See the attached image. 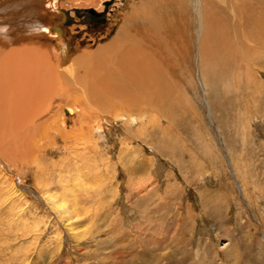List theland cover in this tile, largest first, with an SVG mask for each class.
<instances>
[{
  "label": "rangeland",
  "instance_id": "1",
  "mask_svg": "<svg viewBox=\"0 0 264 264\" xmlns=\"http://www.w3.org/2000/svg\"><path fill=\"white\" fill-rule=\"evenodd\" d=\"M124 1L0 0V264H264V68L207 76L206 0ZM107 2L104 25L75 18ZM137 7L144 44L167 21L148 59L169 83L123 103L91 72L115 69L105 48ZM59 10L66 50L43 19Z\"/></svg>",
  "mask_w": 264,
  "mask_h": 264
},
{
  "label": "bare ground",
  "instance_id": "2",
  "mask_svg": "<svg viewBox=\"0 0 264 264\" xmlns=\"http://www.w3.org/2000/svg\"><path fill=\"white\" fill-rule=\"evenodd\" d=\"M129 1L131 0L124 1V3L126 4ZM37 3L38 1H36V4ZM111 5H113V2H107L104 4L106 8V12L104 14L105 20H104V23L101 25L105 24L107 20V14L109 13V8ZM206 6L207 7L205 10V26H204V34H202L203 36H202V44H201V54H202V59L204 63V69L206 73H208L207 76H209L211 73L213 74L219 73V75H222V77H224L225 79H230L232 75L235 76L237 73L241 74L240 72L241 70L243 71L245 70L246 72H248L250 67L251 66L253 67L252 64H254L256 68H260V67L264 68L263 66L264 0H206ZM31 8L32 9L35 8L33 9V13H32V17L35 20V17L38 18L40 14L37 13L38 11H37L36 6L34 7V5H31ZM92 10L94 14H99L96 10L94 9ZM139 10H140L139 7H137L131 11L129 16H126L124 22L121 25L122 28L117 33V36L105 48L106 51L108 50L107 52H111V53L112 51L116 52L115 55L117 59L115 61L116 65H114L115 69L114 70L112 69L113 71H111L110 68L109 69L102 68L103 73L98 74V76H96L97 73L93 74V72H91L93 76V81L95 79L94 81L95 83H100L103 89V93H107V95L110 96L111 98L115 99L116 101L117 100L123 101V103H125L124 101L128 100L129 98L131 101L136 100V101L142 102L144 100H147L148 95L151 98H153V95H155L156 93H159L158 97H159V100H161L164 97V94H166L164 93L167 87L165 84V80L167 83H169L168 81L169 79L167 78L165 74V72L166 73L168 72L167 69H164V68L159 69V67L157 66V63L155 64L153 63L152 59L151 61L150 59H148L149 58L148 54L154 55V52H153L154 50L159 52V49L165 45L166 40L168 42L169 35L166 34L167 21H166V24H164L165 22L164 18L162 20H158L154 18L153 16L152 19L149 21L150 35L152 37H151V40L145 41V44H144L142 39L145 40L147 36L142 37L141 35H138V34L136 36L134 33H132L131 30L128 29V25L130 24L129 21ZM85 11L86 10L76 11L75 18L79 20L76 16L77 13H80L82 15L81 18H84ZM86 16L88 17L91 15H86ZM43 19L47 22V25H49V28H51V31L56 32L57 33L56 35L60 34L59 37L64 42L63 49L66 50L67 44L71 40V35H69L68 29L73 24L77 23V20H74V18L67 12H64V11L60 12V10L58 14L47 12L46 18L43 17ZM44 23L45 22H43L42 24L44 25ZM36 26L37 25H35V27ZM18 30L20 29H17L16 31ZM20 32L18 35H20V38H23V35H21L22 31ZM118 41L119 42L122 41V43H120L121 47L117 46ZM165 46L168 47L167 44ZM79 59L77 61H79ZM157 59L159 61L158 56H157ZM160 63L162 66L164 65L162 60L160 61ZM91 74L89 75V77L91 76ZM244 76H246V73ZM30 78L32 81L34 80L32 79L33 78L32 75ZM210 79H213V78L210 77ZM111 81L114 83H111ZM37 83L38 81H36V86H38ZM236 84L238 83L236 82ZM93 88H94V85H88V89L90 90V92L91 91L93 92L91 93L90 97H93L95 99V97H97L98 94L96 95ZM225 88L227 87L225 86ZM96 90H100V89L96 87ZM35 91H37L38 93V90H35ZM170 91H171V88L169 87L168 92ZM170 94L171 93L167 95L169 96ZM105 98L107 99L108 97H105ZM168 102L169 101H167V103ZM7 116H4V117L7 119ZM9 125H10V122H9ZM5 139L6 138L4 136V140ZM4 140H2V142ZM74 212L75 211L73 210L72 211L65 210L62 212V214L64 215L63 216L64 222L66 221V218H67L66 223H69L66 225V227L64 226L67 229L71 228L74 225L73 223H71V220L77 219V217L74 215L75 214ZM79 236L83 237L81 235Z\"/></svg>",
  "mask_w": 264,
  "mask_h": 264
},
{
  "label": "water",
  "instance_id": "3",
  "mask_svg": "<svg viewBox=\"0 0 264 264\" xmlns=\"http://www.w3.org/2000/svg\"><path fill=\"white\" fill-rule=\"evenodd\" d=\"M105 12H106V8H105L104 12L99 13V14H94L92 9H88L85 11V17L84 18H81L82 15L80 13H77L76 16L80 20V24H85V25H87V27H90V26L97 27V26L104 23ZM81 13H83V12H81ZM86 15H91V16L87 17Z\"/></svg>",
  "mask_w": 264,
  "mask_h": 264
}]
</instances>
